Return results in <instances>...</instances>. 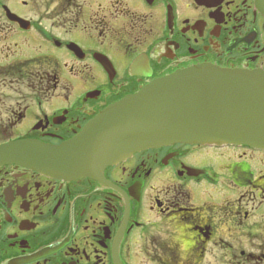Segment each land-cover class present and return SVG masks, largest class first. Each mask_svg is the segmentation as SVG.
<instances>
[{
  "label": "flooded vegetation",
  "instance_id": "obj_1",
  "mask_svg": "<svg viewBox=\"0 0 264 264\" xmlns=\"http://www.w3.org/2000/svg\"><path fill=\"white\" fill-rule=\"evenodd\" d=\"M264 72L251 0H0V145H58L153 81ZM0 264H264V150L172 144L100 179L0 165Z\"/></svg>",
  "mask_w": 264,
  "mask_h": 264
},
{
  "label": "water",
  "instance_id": "obj_2",
  "mask_svg": "<svg viewBox=\"0 0 264 264\" xmlns=\"http://www.w3.org/2000/svg\"><path fill=\"white\" fill-rule=\"evenodd\" d=\"M252 1L264 16V0ZM177 143L264 150V73L212 66L176 72L109 106L69 141L0 145V165L60 179H100L123 157Z\"/></svg>",
  "mask_w": 264,
  "mask_h": 264
}]
</instances>
